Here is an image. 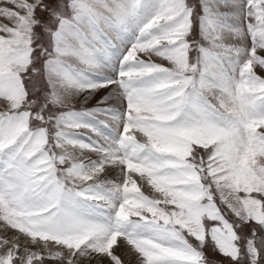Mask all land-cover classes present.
<instances>
[{
    "label": "snow or ice",
    "instance_id": "1",
    "mask_svg": "<svg viewBox=\"0 0 264 264\" xmlns=\"http://www.w3.org/2000/svg\"><path fill=\"white\" fill-rule=\"evenodd\" d=\"M121 245L264 264V0H0V264Z\"/></svg>",
    "mask_w": 264,
    "mask_h": 264
},
{
    "label": "rangeland",
    "instance_id": "2",
    "mask_svg": "<svg viewBox=\"0 0 264 264\" xmlns=\"http://www.w3.org/2000/svg\"><path fill=\"white\" fill-rule=\"evenodd\" d=\"M92 103H95V101H92ZM123 246V245H122ZM205 252L207 254V256L209 257L210 260H215V258H217V260L222 259V257H220L218 254L214 253L213 251H211L210 248H206ZM118 253V252H117ZM107 263V261H105ZM127 264V261H125ZM46 264H48V262H46Z\"/></svg>",
    "mask_w": 264,
    "mask_h": 264
},
{
    "label": "bare ground",
    "instance_id": "3",
    "mask_svg": "<svg viewBox=\"0 0 264 264\" xmlns=\"http://www.w3.org/2000/svg\"><path fill=\"white\" fill-rule=\"evenodd\" d=\"M116 251L122 255V258L125 260V261H128V257L126 255H124V253L126 252V249L121 245V247L117 248ZM105 264H107L105 262Z\"/></svg>",
    "mask_w": 264,
    "mask_h": 264
},
{
    "label": "crops",
    "instance_id": "4",
    "mask_svg": "<svg viewBox=\"0 0 264 264\" xmlns=\"http://www.w3.org/2000/svg\"><path fill=\"white\" fill-rule=\"evenodd\" d=\"M215 261H219V260H217V258H215Z\"/></svg>",
    "mask_w": 264,
    "mask_h": 264
}]
</instances>
